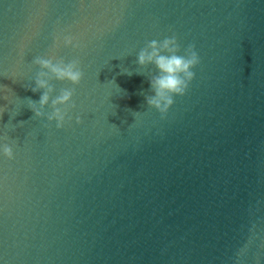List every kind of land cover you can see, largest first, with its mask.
<instances>
[{
  "label": "clouds",
  "instance_id": "clouds-1",
  "mask_svg": "<svg viewBox=\"0 0 264 264\" xmlns=\"http://www.w3.org/2000/svg\"><path fill=\"white\" fill-rule=\"evenodd\" d=\"M59 43V38L57 39ZM65 47H78L74 44L72 36L63 37ZM175 36L166 37L162 41L152 40L142 48L136 63L141 66L152 64L157 69L156 75L150 79L151 90L154 95L145 97L148 107L155 108L161 113L162 118L174 103V96H183L191 81L195 77L193 69L200 64V57L195 50V45H188L184 49V54ZM33 63L41 69L35 76L33 84L28 86L33 93L41 92L38 101L29 99L28 107L37 118H46L47 121H55V126L60 129L64 126L66 119L70 120L69 112L76 107L73 101L75 88L61 89L54 98L55 91L50 81H69L72 85H79L84 73L78 59L65 62L62 58H44L38 56ZM131 73H129L130 75ZM51 107L52 111L47 112L46 108ZM81 117H76V123H81ZM22 123V122H21ZM3 155L9 159H14V152L10 145L4 144Z\"/></svg>",
  "mask_w": 264,
  "mask_h": 264
}]
</instances>
